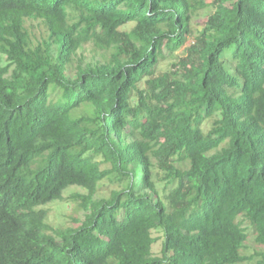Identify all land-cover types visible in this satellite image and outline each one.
<instances>
[{
    "label": "trees",
    "instance_id": "trees-1",
    "mask_svg": "<svg viewBox=\"0 0 264 264\" xmlns=\"http://www.w3.org/2000/svg\"><path fill=\"white\" fill-rule=\"evenodd\" d=\"M0 264H264V0H0Z\"/></svg>",
    "mask_w": 264,
    "mask_h": 264
},
{
    "label": "rangeland",
    "instance_id": "rangeland-1",
    "mask_svg": "<svg viewBox=\"0 0 264 264\" xmlns=\"http://www.w3.org/2000/svg\"><path fill=\"white\" fill-rule=\"evenodd\" d=\"M210 10H211L210 7H207V8L200 10L199 11V16H200L199 20H202L203 18H205ZM31 23L33 24L32 30H35V32L37 34L39 31L37 22L33 21ZM193 27H195V26H193ZM80 52H81L80 55L82 56V58L90 61V60H95L97 58H100L102 56V54L105 53V50L94 47L92 44H87ZM176 53H179V51H176ZM166 55H167V53H166ZM167 57L168 58H166V60H164L162 62L163 67L174 69L172 67V65L170 64V62H171L170 57L169 56H167ZM163 67H161V68H163ZM90 113H91V110L88 106H81L79 109H77L75 114H90ZM74 191L85 192L83 190V188L71 186L64 191V195L66 197V200L58 202L57 204H51L50 206H48V208H49L48 222L51 225H53V226H57V225H61V224L71 225L75 222V218L80 216L83 213L82 206L79 205L80 201L67 202V200H69V198H70L69 194L71 192H74ZM154 236H156L157 239L153 245V250L158 251L161 238H160V235L158 232H155ZM250 245H252V247H255L254 244H252V243Z\"/></svg>",
    "mask_w": 264,
    "mask_h": 264
}]
</instances>
